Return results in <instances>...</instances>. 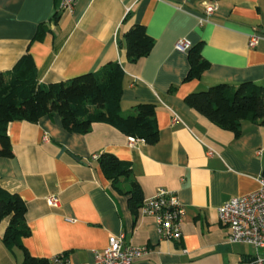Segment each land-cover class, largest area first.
Masks as SVG:
<instances>
[{"label":"crops","instance_id":"1","mask_svg":"<svg viewBox=\"0 0 264 264\" xmlns=\"http://www.w3.org/2000/svg\"><path fill=\"white\" fill-rule=\"evenodd\" d=\"M211 2L78 0L72 11H64L59 0H0V71L26 52L43 83L118 61L125 71L123 112L138 103L155 104L160 135L150 147L143 140L132 145L133 136L109 123H95L86 134L70 132L59 114L9 122L14 154L0 156V185L27 205L31 233L22 244L31 255L65 254L70 264H97L95 252L103 251L111 236L123 235L125 244L147 249L134 264H238L264 256V248L229 243L227 225L217 220L224 202L259 187L264 128L246 120L236 138L184 104L190 93L221 83L255 82L264 92V43L251 49L248 43L250 35L264 33V0H215L218 10L206 18L201 5ZM137 23L153 37L154 48L132 65L124 34ZM41 25L45 33L37 38ZM181 40L203 45L208 69L199 81L183 83L189 60L176 49ZM103 152L131 161L144 202L159 188L179 198L185 211L181 240H163L149 214L131 211L129 196L100 167ZM53 195L59 206L49 204ZM8 223L9 218L0 222V264H23L24 248L3 241Z\"/></svg>","mask_w":264,"mask_h":264},{"label":"trees","instance_id":"2","mask_svg":"<svg viewBox=\"0 0 264 264\" xmlns=\"http://www.w3.org/2000/svg\"><path fill=\"white\" fill-rule=\"evenodd\" d=\"M53 18L57 21L58 14ZM44 33L41 25L37 38ZM124 38L128 60L132 65L148 57L154 48V39L142 24L129 27ZM202 47L200 43L187 50L189 69L183 83L199 81L207 71L208 61L201 55ZM40 79V71L29 52L23 54L11 69L0 71L1 157H12L14 154L8 134L9 122H37L53 114L61 116L64 127L70 132L86 134L95 123L101 122L115 126L135 140H143L150 147L160 140L155 104L138 103L130 113L123 112L121 99L125 71L118 61L58 82L43 83ZM184 104L215 127L233 133L236 138L241 137L242 124L246 120L264 128V92L255 82H243L238 87L217 84L213 88L190 93ZM98 160L112 185L129 196V207L138 215L144 200L142 188L133 175L131 161L122 160L109 152L100 154ZM26 211L23 198L0 185V222L9 218L4 243L24 248L23 264H52L51 259L31 255L22 244V239L31 233L25 219Z\"/></svg>","mask_w":264,"mask_h":264},{"label":"built area","instance_id":"3","mask_svg":"<svg viewBox=\"0 0 264 264\" xmlns=\"http://www.w3.org/2000/svg\"><path fill=\"white\" fill-rule=\"evenodd\" d=\"M78 0H59V9L72 11ZM203 14L206 18L211 17L218 10L216 2L210 4L202 3ZM206 20L201 19L203 24ZM249 49L259 47L264 43L263 35L254 33L248 37ZM177 51L187 52L191 45L185 41H178L176 44ZM264 50V48H263ZM176 122L177 118L174 117ZM44 140L48 141L49 136ZM133 145L137 140L131 137ZM209 157L215 153L208 151ZM259 187L254 192H249L243 196H235L230 201L224 202L218 208L217 220L228 227L229 243H239L252 245L256 249L264 248V175L258 177ZM49 204L59 206L57 196L48 197ZM181 201L177 196L162 188L156 191L151 200L144 202L140 208L141 213L149 214L158 225L157 231L159 237L163 240H176L182 238V218L185 214ZM147 249L124 243L123 235L120 237L111 236L108 246L101 252H95L97 264H134L147 253ZM60 254L51 259L52 264H70L66 256ZM238 264H264L263 255L250 256Z\"/></svg>","mask_w":264,"mask_h":264}]
</instances>
